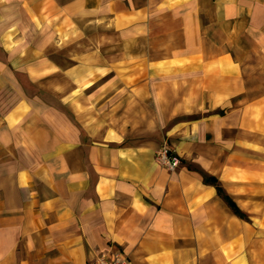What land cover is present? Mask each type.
<instances>
[{"label":"crops","instance_id":"0c3cea01","mask_svg":"<svg viewBox=\"0 0 264 264\" xmlns=\"http://www.w3.org/2000/svg\"><path fill=\"white\" fill-rule=\"evenodd\" d=\"M116 249L264 264V0H0V264Z\"/></svg>","mask_w":264,"mask_h":264},{"label":"built area","instance_id":"2783aa9c","mask_svg":"<svg viewBox=\"0 0 264 264\" xmlns=\"http://www.w3.org/2000/svg\"><path fill=\"white\" fill-rule=\"evenodd\" d=\"M156 157L167 167L173 168L179 164V156L170 150V148L163 143L156 151ZM128 257L120 250L116 249L105 253L96 255L88 264H128Z\"/></svg>","mask_w":264,"mask_h":264},{"label":"trees","instance_id":"16d2710c","mask_svg":"<svg viewBox=\"0 0 264 264\" xmlns=\"http://www.w3.org/2000/svg\"><path fill=\"white\" fill-rule=\"evenodd\" d=\"M207 180L213 182L216 184L218 192L225 198V200L231 205L233 210L237 212L239 215L244 216V213L236 206V204L228 197L227 194H225L221 188V186L218 184L216 178L213 175H206Z\"/></svg>","mask_w":264,"mask_h":264}]
</instances>
